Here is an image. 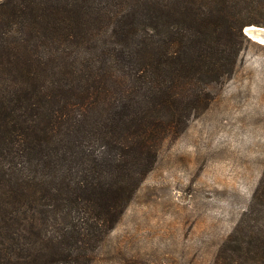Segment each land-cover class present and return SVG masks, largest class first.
Here are the masks:
<instances>
[{
  "label": "trees",
  "instance_id": "16d2710c",
  "mask_svg": "<svg viewBox=\"0 0 264 264\" xmlns=\"http://www.w3.org/2000/svg\"><path fill=\"white\" fill-rule=\"evenodd\" d=\"M248 26L264 0H0V264H91ZM234 230L213 264H264V171Z\"/></svg>",
  "mask_w": 264,
  "mask_h": 264
},
{
  "label": "rangeland",
  "instance_id": "374dc122",
  "mask_svg": "<svg viewBox=\"0 0 264 264\" xmlns=\"http://www.w3.org/2000/svg\"><path fill=\"white\" fill-rule=\"evenodd\" d=\"M209 88V105L162 143L91 264H213L235 246L264 171V46L251 41Z\"/></svg>",
  "mask_w": 264,
  "mask_h": 264
},
{
  "label": "water",
  "instance_id": "95a60500",
  "mask_svg": "<svg viewBox=\"0 0 264 264\" xmlns=\"http://www.w3.org/2000/svg\"><path fill=\"white\" fill-rule=\"evenodd\" d=\"M244 35L251 41L264 46V28L256 26H248L243 30Z\"/></svg>",
  "mask_w": 264,
  "mask_h": 264
}]
</instances>
